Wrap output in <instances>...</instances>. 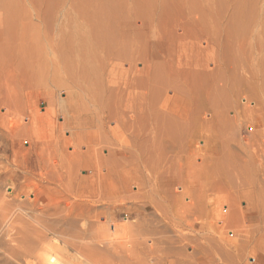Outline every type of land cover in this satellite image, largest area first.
<instances>
[{"label":"rangeland","instance_id":"obj_1","mask_svg":"<svg viewBox=\"0 0 264 264\" xmlns=\"http://www.w3.org/2000/svg\"><path fill=\"white\" fill-rule=\"evenodd\" d=\"M106 1L0 0V264H34L41 245L63 264H155L140 249L155 243L145 237L161 226L152 210L143 239L132 224L119 230L124 213L98 215L95 229L56 215L65 209L62 194H76L77 178L83 197L135 193L130 170L147 152L161 161L158 188L167 202L158 208L214 233L209 248L188 246L195 260L264 263V0ZM109 12L127 24L116 37L124 58L115 71L110 51L97 46L88 58L96 69L87 65L92 85L69 78L61 61L71 54L74 28H110ZM69 88L80 111L68 109ZM39 179L60 182L50 189ZM207 203L227 224L207 216ZM93 232L95 240L87 237ZM173 233L164 229L167 252ZM127 238L147 241L132 249Z\"/></svg>","mask_w":264,"mask_h":264},{"label":"bare ground","instance_id":"obj_2","mask_svg":"<svg viewBox=\"0 0 264 264\" xmlns=\"http://www.w3.org/2000/svg\"><path fill=\"white\" fill-rule=\"evenodd\" d=\"M94 1V0H93ZM104 1V0H102ZM106 1V0H105ZM114 1V0H113ZM242 1V0H241ZM89 2V1H88ZM86 2V3H88ZM96 2V1H95ZM98 2V1H97ZM96 2V3H97ZM105 3V2H104ZM107 3V1H106ZM83 4V3H81ZM98 4V3H97ZM102 4V3H101ZM110 4V3H109ZM115 4V3H114ZM113 4V5H114ZM237 4V2H236ZM87 5V4H86ZM104 5V4H102ZM112 6V4H110ZM238 5V4H237ZM245 5V3H244ZM89 7V5H87ZM97 6V5H96ZM99 6V4H98ZM107 6V5H105ZM116 6V5H115ZM121 6V5H120ZM80 7V6H79ZM82 7H85V6H82ZM113 7V6H112ZM100 8H101V5H100ZM237 8V7H236ZM92 9V7H91ZM103 9H104V6H103ZM107 9V8H106ZM117 9V8H116ZM239 9V8H238ZM87 10V9H85ZM97 10V8L95 9ZM102 10V8H101ZM111 10V9H110ZM109 10V11H110ZM122 10V9H121ZM248 10V9H247ZM117 11V10H116ZM123 11V10H122ZM121 11V12H122ZM241 11V10H240ZM250 11V10H248ZM83 12V11H82ZM113 12V11H112ZM108 13L110 14L108 19L111 23V27L108 28V27H104L102 25H100V23L98 21H95V22H98L97 26H95V28H91L93 26V24H91L92 26H87V27H82L80 26V28L78 27H75L74 29L76 31H73V35H71V38L69 37V39L72 41V45H74L72 47V51H70L67 47L66 49L69 50V52H71V54L68 52V54H70L69 57L65 56V58L61 61V64L64 66V69H65V73L66 75L73 79V80H80V79H83V80H86L89 84L92 85V83H90L91 81H89L90 77H89V74H92L90 73L93 69H94V65L93 62L90 63L88 62V58L92 57L94 58V50L97 46H102L106 49H108L110 51V56H111V59L114 61V68H115V71L117 69V66L118 65V61L117 59H120L121 60L124 58V56L118 58V54L116 53V48L118 49L119 45H122L117 43L116 45V37L118 36V33H119V27L120 26H127V24H125V22H122V21H118L121 17H119L120 14H115V13ZM128 12V11H127ZM251 12V11H250ZM84 13V12H83ZM87 14V13H85ZM99 14V13H98ZM94 15L93 17V14L92 16L90 17H93L92 19H95L94 20H102L103 17L106 15V13L102 14V15ZM130 14V13H129ZM127 15L130 16V15ZM250 15V14H249ZM253 15V14H252ZM251 15V16H252ZM88 16V15H87ZM124 17V16H123ZM89 18V17H88ZM130 18V17H129ZM255 18V17H254ZM90 19V18H89ZM88 19V21H89ZM124 19V18H123ZM122 19V20H123ZM240 19V18H239ZM237 19V20H239ZM92 20V21H94ZM121 20V19H120ZM128 20V19H127ZM254 20V19H253ZM86 21V24L85 25H90L89 22ZM91 21V19H90ZM132 21V20H131ZM241 21V20H240ZM72 22V20H71ZM129 22V21H128ZM127 22V23H128ZM242 22V21H241ZM240 22V23H241ZM93 23V22H92ZM74 24V23H73ZM129 25V24H128ZM73 26V25H72ZM76 26H77V23H76ZM131 26V25H130ZM74 27V26H73ZM94 27V26H93ZM79 30H77V29ZM114 29V30H113ZM73 30V29H72ZM108 31V32H107ZM71 33V32H70ZM69 33V35H70ZM68 34V33H67ZM73 37H76V38H73ZM67 38V37H65ZM78 39V42L75 41V43L73 42V40H77ZM108 39V41H106ZM122 42V41H121ZM123 42H126V41H123ZM124 44V43H123ZM70 45V44H69ZM126 45V44H125ZM71 47V46H70ZM121 47V46H120ZM91 54V55H90ZM44 57V56H43ZM67 57V58H66ZM41 60V59H40ZM93 60V59H91ZM43 61V60H42ZM90 61V60H89ZM47 62V61H46ZM117 62V63H116ZM123 62V61H122ZM45 63V61H44ZM50 63V62H49ZM89 63L91 64V66L89 65ZM116 63V64H115ZM263 64V63H262ZM43 65V64H42ZM41 65V66H42ZM87 65L88 67H91L92 70L90 69V72L87 71L88 68H87ZM93 65V66H92ZM120 65H121V62H120ZM50 66V65H49ZM45 67V66H44ZM47 67V66H46ZM263 67V66H262ZM43 68V67H42ZM55 68V66H54ZM96 69V68H95ZM94 69V70H95ZM119 69V67H118ZM41 70V68H40ZM47 70V68H46ZM45 70V72H46ZM54 70V69H52ZM93 70V71H94ZM43 71V70H41ZM49 70H47L48 72ZM57 71V69H56ZM55 72V71H53ZM119 72V70H118ZM51 73V71H50ZM41 75V74H40ZM45 75V73H44ZM48 75V74H47ZM56 75H58L56 73ZM93 75V74H92ZM51 76V75H50ZM98 76V75H97ZM58 77V76H57ZM94 77V76H93ZM92 77V79H93ZM49 78V77H48ZM95 78V77H94ZM41 79V78H39ZM46 79V78H45ZM44 79V80H45ZM52 79V78H51ZM91 79V80H92ZM59 81V80H58ZM57 81V82H58ZM93 81V80H92ZM97 81V80H96ZM40 82V80H39ZM45 82V81H44ZM55 82V81H54ZM52 84V82H50ZM63 83V82H62ZM75 83H79V82H75ZM47 84V82H46ZM56 84V82H55ZM94 84V83H93ZM98 84V83H97ZM53 85V84H52ZM60 85V84H58ZM57 85V86H58ZM95 85V84H94ZM56 86V85H55ZM67 86V85H66ZM96 86V85H95ZM99 86V85H98ZM263 87V86H262ZM59 88V87H58ZM96 88V87H95ZM262 89V88H261ZM58 90V89H57ZM91 90V89H90ZM68 96H69V99L71 98V102L70 104H68V109H71L73 111H80V104H79V100L76 96V93L71 89L69 88V92H68ZM81 120V119H80ZM82 133H85V129H84V125L82 127ZM155 146L153 145V148ZM142 160L141 161H138L137 162V165H134L132 170H130V179H131V186H133V188L136 190L135 193L133 191H131L132 188H130V191L132 194H128L127 192H129V190H126V191H120L119 194H115V195H112V193L114 192H117V191H114L113 189L108 191L104 196L105 197H94V198H90V197H83L82 194H80L81 192V185L82 184V179L81 178H77V182L76 184L78 185L77 189H76V194L72 195L71 197L68 196L66 193H63L61 198L62 200L64 201V205H65V209L61 210V211H58V214L57 217L60 218L62 221H64L65 223H67V225L69 224L70 226L74 224V222L76 221H80L82 224L83 222H93L94 225L92 224V226L94 227L95 226V221L94 218L97 217L98 215H107L108 212H110L109 214L111 215V217H113V219H117L119 217V215L121 213H124L125 214V220L127 222H125L126 224L123 225V227L119 228V230L122 229V232L123 230L125 231H128L127 228L129 229H132L133 227L135 228V230L137 229L138 231H141L142 232H133L137 235L134 234V237L137 236V238L140 239V236L145 232V229L148 228V225H149V222L147 223V220H150L147 219L148 217L146 215H148V211L152 212L151 213H155V217L158 219V222H155L156 224L155 225H158V224H161V226H159V228H154L155 230H152L151 232L148 233V236L149 237H145V238H151L153 237L155 239V243L154 244H148L147 242V246L145 249V247H141L140 249H142L143 252L147 251V256L150 255L151 257L154 258V263L155 264H167V263H171V264H212L213 262V259L210 255H205L206 257L204 259H201V260H195L194 259V255H191L190 252H189V249H188V246L191 245V244H194L195 246H198V248H202V245H205L206 244V247L209 248V242H211L212 240L215 239V237L213 236L214 233L212 232H207L205 231L204 229H198V228H195L193 227L192 225H188V224H185L184 222L185 221H182V220H179L177 217L176 219H173V218H170L168 217L162 210H163V207L165 205V203L167 202V200L163 199V197L161 198L160 196V190L158 188V175L160 174V170H159V167L157 165L160 166L161 164V161H158V162H155L156 160V157L153 156V154H150L149 152L146 153V155L144 154V156H142ZM168 170V168L166 169ZM33 172V171H31ZM34 173V172H33ZM143 174H145V178L143 179ZM34 175V174H33ZM6 177V176H5ZM3 177V178H5ZM8 177V176H7ZM84 179V178H83ZM39 184H47V185H44V187H49L50 189L53 188V186L57 187L59 186V182H55V181H46L44 179H39ZM144 182H148V184L150 185L151 183L153 184V188H149V186H142ZM32 184V183H31ZM2 185V184H0ZM38 185V184H37ZM36 186V185H35ZM144 187V188H142ZM3 188V187H2ZM41 186H40V189L38 188V190H41ZM212 187L210 186H202L200 191H199V198L201 200H206L207 199V194L209 192V190L211 189ZM20 189V188H19ZM48 190V188H47ZM43 191V190H42ZM4 192V191H3ZM124 192L125 194L127 195H122L121 193ZM2 193V192H1ZM5 193V192H4ZM19 194V193H18ZM42 196V195H41ZM2 197V196H1ZM10 197V196H9ZM13 197V196H12ZM39 197V196H38ZM8 198V197H7ZM175 198V197H173ZM33 199V198H32ZM42 199V197H41ZM155 199H157V201H155ZM6 201V199H4ZM38 200V198H37ZM36 198H35V202L37 201ZM40 200V199H39ZM38 200V201H39ZM19 201V200H18ZM31 201V200H30ZM29 201V202H30ZM42 201H44L42 199ZM47 201V200H46ZM45 201V202H46ZM28 202V203H29ZM154 202L155 205H154ZM34 204V203H33ZM206 208H207V216L208 217H211V214L213 213L215 215V218L216 219H219L221 220L224 224H227V217L224 213H222L221 210H218L216 208H212L211 205H209L208 203L205 205ZM158 207H161L162 210ZM101 208V209H99ZM160 210V211H159ZM130 211L133 213V214H137L136 218L134 217H131L133 218L132 219V222L129 221L131 219H129V215H133L132 213H130ZM129 212V213H128ZM136 212V213H135ZM129 214V215H127ZM146 214V215H145ZM108 216V215H107ZM129 216V217H128ZM109 218V217H108ZM184 218V217H183ZM59 219V220H60ZM155 219V218H154ZM60 220V221H61ZM83 221V222H82ZM157 221V220H156ZM70 222V223H69ZM73 222V223H72ZM247 222V221H246ZM112 223V222H111ZM116 223V222H115ZM119 223V222H118ZM117 223V224H118ZM158 223V224H157ZM129 224V225H127ZM153 224V221L151 219V225ZM249 224V222H248ZM248 224L246 226H248ZM54 225V224H52ZM66 225V226H67ZM68 225V226H69ZM77 225V223H76ZM112 225V224H111ZM116 225V224H115ZM115 225H112L113 228H116L118 229ZM154 225V226H155ZM250 225V224H249ZM58 226V225H57ZM56 226V227H57ZM60 226V225H59ZM65 226V225H64ZM71 226V227H72ZM90 226V225H89ZM91 226V229L89 230L90 232L92 231V227ZM122 226V225H121ZM133 226V227H132ZM153 226V225H152ZM150 226V227H152ZM63 227V226H62ZM76 228V226H74ZM82 227V226H81ZM120 227V226H118ZM127 227V228H126ZM51 228V227H50ZM53 228L55 227H52V231L54 230ZM64 228V227H63ZM83 228V227H82ZM88 228V227H86ZM85 228V229H86ZM96 227H94L95 229ZM126 228V229H125ZM165 228H168L169 230H171L175 237V239H171L170 242H168V247L170 249L169 252H167V250H165V247L164 245L166 244L165 241L163 240V233H164V229ZM61 229V227H60ZM68 229V228H66ZM77 229V228H76ZM80 229V228H79ZM65 230V229H64ZM71 229H68V231H70ZM82 230V229H81ZM144 230V232H143ZM63 231V230H62ZM78 233L77 235H83L84 233L80 230H77ZM80 231V232H79ZM84 231V230H83ZM87 231V230H85ZM95 231V230H93ZM131 231H134L131 230ZM70 235L72 234V232H68ZM75 232L73 231V234ZM85 233H88V232H85ZM95 232L92 233V235L88 234V236H91V239L96 237L95 235L93 236ZM125 233H128V232H125ZM133 233L132 236H133ZM141 233V234H140ZM140 234V235H139ZM69 235V236H70ZM76 234H74L73 236V239H76L78 237L75 236ZM86 235V234H85ZM129 235V233H128ZM145 235V234H144ZM93 236V237H92ZM147 236V235H146ZM66 237V236H65ZM128 237V236H127ZM143 237V235L141 236V238ZM67 238V237H66ZM136 238V239H137ZM144 240H140L139 242V239L138 240H135L134 242L130 239V238H127V241L130 239L131 242H129L128 244H132V249H135L136 247L139 248L141 245H143V242L145 243L147 241V239ZM71 239V238H69ZM79 239V238H78ZM85 239V238H83ZM96 238H94L95 240ZM135 239V238H133ZM219 240V242H222L223 244H225L226 246H228L229 248H231V241L227 239H225L224 237H219V238H216ZM87 240V239H86ZM129 240V241H130ZM75 241V240H74ZM77 241H81L80 240H77ZM126 241V240H125ZM143 241V242H142ZM90 242V241H89ZM92 242V241H91ZM43 243V242H42ZM40 243V244H42ZM79 243V242H78ZM135 246H133L134 244ZM151 243V241H150ZM165 243V244H164ZM84 244V243H83ZM200 244V245H199ZM90 244H88L87 247H93V246H89ZM102 245V244H101ZM107 245V244H105ZM127 245V244H126ZM73 246V245H72ZM77 246V245H75ZM103 246V245H102ZM109 246V245H107ZM111 246V245H110ZM125 246V245H124ZM144 246V245H143ZM83 247V246H82ZM97 247V246H96ZM95 247V248H96ZM105 247V246H103ZM115 247V246H114ZM94 248V247H93ZM92 248V249H93ZM99 248V247H98ZM102 248V247H101ZM130 248V247H129ZM136 248V249H137ZM38 249V247H37ZM82 249V248H81ZM88 250V248H87ZM86 250V251H87ZM101 250V249H100ZM105 250V249H104ZM130 250V249H129ZM173 250V251H171ZM40 253L34 257V264H63L62 262L60 261H57L56 258L53 256V255H50L52 250H50L49 252V249L43 247V245H41L39 247V250H38ZM89 251H93V250H89ZM103 251V250H102ZM110 251V249H109ZM108 251V252H109ZM112 251V250H111ZM115 251H116V248H115ZM141 251V250H140ZM98 252V251H97ZM117 252V251H116ZM93 253V252H92ZM149 253V254H148ZM54 254V252H53ZM98 254V253H96ZM105 253H103L104 255ZM111 254V253H110ZM117 254V253H115ZM146 254V253H145ZM119 255V254H118ZM97 256V255H95ZM107 256V255H106ZM110 256V255H109ZM103 258H106V257H103ZM99 259V258H98ZM101 259V258H100ZM108 259V258H107ZM111 259V258H110ZM100 261V260H99ZM104 260H102L103 262ZM110 261V260H109ZM263 261V260H262ZM262 261H260L259 264H264ZM111 263V262H110ZM106 264V263H105ZM229 264H248L247 262H230Z\"/></svg>","mask_w":264,"mask_h":264}]
</instances>
